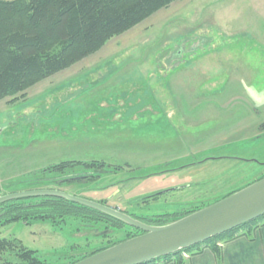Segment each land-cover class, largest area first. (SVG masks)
Here are the masks:
<instances>
[{"label":"rangeland","instance_id":"1","mask_svg":"<svg viewBox=\"0 0 264 264\" xmlns=\"http://www.w3.org/2000/svg\"><path fill=\"white\" fill-rule=\"evenodd\" d=\"M115 80L124 94H86ZM58 87L68 92L45 96ZM53 95L67 106L41 110ZM263 122L264 0H175L68 73L0 101V195L50 188L140 217L182 213L262 177ZM93 159L119 169L68 184L31 179L60 161ZM61 227L14 222L0 236L68 264L140 233L69 216Z\"/></svg>","mask_w":264,"mask_h":264},{"label":"trees","instance_id":"2","mask_svg":"<svg viewBox=\"0 0 264 264\" xmlns=\"http://www.w3.org/2000/svg\"><path fill=\"white\" fill-rule=\"evenodd\" d=\"M174 1L0 0V101L5 100L9 104L24 98L25 91L31 86L93 54L108 39L131 29ZM260 127L264 129V122ZM107 168L113 171L119 169L117 166L94 159L60 161L42 168L38 171L39 174L31 176V179L37 181L49 177L50 179L43 180L58 184L82 182L91 179L88 176L91 170ZM99 202L107 205L105 201ZM205 205L208 204L195 206L182 213H163L154 218L130 215L146 223L160 224ZM68 216L78 221L103 223L110 228L125 226L102 212L63 198H17L0 203V227L14 222L27 225L38 220L48 221L54 228H62ZM261 225H264V215L202 243L180 250L176 254L142 264L170 261L183 264L186 258L182 253L193 255L204 247L219 251L221 242L241 235H250ZM135 235H129L127 238ZM112 244L114 243L106 242L102 247L81 256H70L71 261L68 264ZM0 264H51V262L43 258L37 250L24 246L19 239L0 236Z\"/></svg>","mask_w":264,"mask_h":264},{"label":"water","instance_id":"3","mask_svg":"<svg viewBox=\"0 0 264 264\" xmlns=\"http://www.w3.org/2000/svg\"><path fill=\"white\" fill-rule=\"evenodd\" d=\"M57 197L102 212L139 234L104 247L70 264H142L202 243L264 215V176L195 211L164 223H146L118 208L40 188L0 195V203L17 198Z\"/></svg>","mask_w":264,"mask_h":264},{"label":"crops","instance_id":"4","mask_svg":"<svg viewBox=\"0 0 264 264\" xmlns=\"http://www.w3.org/2000/svg\"><path fill=\"white\" fill-rule=\"evenodd\" d=\"M90 57L91 55L81 59L80 61L74 63L70 67L52 76L55 77L65 72L68 73V70L72 66H74L77 63L87 61V59H89ZM101 69H103L102 66H101ZM101 69H99L100 73L105 74L104 71H102ZM147 70L148 69L146 67V71ZM87 72L88 71H83L82 77H84V75L86 76ZM85 79H81V81H85ZM131 83L132 82H130L128 86L132 85ZM134 85L136 86L135 82H134ZM97 86H98V83H97ZM97 86L88 87L86 94L87 95L91 94V97H93V95L103 90L109 91L110 94L115 93L116 95H121L125 93L123 91L121 92V90H124V89H121L120 87H118L120 85L118 86L116 85V80L112 84L107 82V86L105 87L101 86V88L99 87L97 88ZM62 88L63 87H58V90L57 89L47 90L45 92V96L47 94L48 95L51 94L53 91L57 93L59 92L64 93L63 95H65V93L68 92V87H64L66 90H62ZM60 93L58 94L59 97L61 95ZM52 97H50L51 99L44 98L43 103L40 105L41 110H46V107H51L49 110L51 111L52 108H60L62 107V105L67 106L68 102L66 104H61L59 101L56 100L55 95H53ZM46 100H51V103H52L51 106L47 105V103L45 102ZM84 105L88 107L90 104L88 105L79 104L81 108ZM158 264H175V263L173 261H170V262L158 263ZM183 264H264V225L258 226L250 235H241L231 240H228L226 242H221L219 251H213L212 249L208 247H204L201 249L199 253L189 255L188 257H186Z\"/></svg>","mask_w":264,"mask_h":264},{"label":"built area","instance_id":"5","mask_svg":"<svg viewBox=\"0 0 264 264\" xmlns=\"http://www.w3.org/2000/svg\"><path fill=\"white\" fill-rule=\"evenodd\" d=\"M182 256H183V257H187V254H186V253H182Z\"/></svg>","mask_w":264,"mask_h":264},{"label":"flooded vegetation","instance_id":"6","mask_svg":"<svg viewBox=\"0 0 264 264\" xmlns=\"http://www.w3.org/2000/svg\"><path fill=\"white\" fill-rule=\"evenodd\" d=\"M3 195V194H2ZM128 213V212H127Z\"/></svg>","mask_w":264,"mask_h":264},{"label":"bare ground","instance_id":"7","mask_svg":"<svg viewBox=\"0 0 264 264\" xmlns=\"http://www.w3.org/2000/svg\"><path fill=\"white\" fill-rule=\"evenodd\" d=\"M106 173V172H105Z\"/></svg>","mask_w":264,"mask_h":264}]
</instances>
